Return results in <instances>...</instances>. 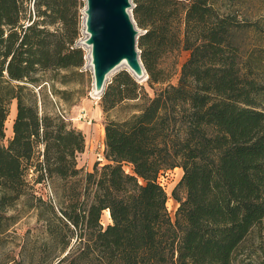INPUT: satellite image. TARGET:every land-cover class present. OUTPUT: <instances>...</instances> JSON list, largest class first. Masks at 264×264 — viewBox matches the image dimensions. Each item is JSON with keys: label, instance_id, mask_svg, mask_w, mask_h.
<instances>
[{"label": "trees", "instance_id": "1", "mask_svg": "<svg viewBox=\"0 0 264 264\" xmlns=\"http://www.w3.org/2000/svg\"><path fill=\"white\" fill-rule=\"evenodd\" d=\"M133 4L154 97L128 71L107 85L108 164L88 172L78 165L85 135L48 111L44 94L49 86L69 101L71 92L51 83L69 86L85 66L83 0H0V250L26 211L46 224L55 264H255L264 230V81L255 53L237 45L244 24L218 0ZM183 51L190 56L173 85ZM130 103L138 104L129 119L109 118ZM176 168L183 177L173 220L159 179ZM54 181L68 191L59 203L37 188Z\"/></svg>", "mask_w": 264, "mask_h": 264}, {"label": "rangeland", "instance_id": "2", "mask_svg": "<svg viewBox=\"0 0 264 264\" xmlns=\"http://www.w3.org/2000/svg\"><path fill=\"white\" fill-rule=\"evenodd\" d=\"M218 1L223 13H231L238 23L244 24L243 28H240L237 32V45H239L245 55L255 53V57L261 65V72L259 74L264 81V0ZM83 3L84 7L81 11V37L78 41V46L81 47L85 53V66L83 70L79 72L80 74L74 73V79L69 86H64L57 82L51 83L54 85L55 89L71 92L69 101L66 102L62 100L61 95L53 97L50 93L49 86L46 87L44 94L47 102V110H55V112L58 115L63 116L73 128L82 131L85 135L86 150L83 155L79 156L81 157V161L80 163L78 162V165L80 164V168L86 171V168H88L89 165L92 166L93 164L100 163V166H104L108 164V161L105 158V154H103V148H105L106 117L101 109V98L104 93L100 95V97L94 94L95 87L92 59L88 58V56H91V47L88 43L90 35L88 34L85 24L86 15L84 13L86 1L83 0ZM130 13L132 15V10ZM139 32L140 34L138 35L137 41L143 33L141 29H139ZM138 52L140 53L139 49ZM189 56V52L183 51L181 53L176 72L171 79V84H178L182 66L187 62ZM169 63L170 60H167L165 66H168ZM122 71H128V67L124 64L118 66L109 75L105 88L113 81L115 76ZM142 85L147 88L150 96L154 97V92L149 88L148 81L144 82ZM136 104L130 103L127 106L120 107L109 114V118L114 121L129 119L133 115L134 105ZM99 107L101 110H99ZM16 114L17 104L16 101H13L6 122V145L13 137V125ZM125 170L127 173H132L131 166H125ZM182 173L183 170L181 168H176L172 170V173H170L169 176H166L165 174L163 178L165 187L170 193V196L168 195L167 207L173 220H175V214L179 206L173 198V191L180 183L183 177ZM63 185L64 184L61 182L54 181L49 185H38L37 188L43 196H49L52 201L59 203L62 195L68 193ZM19 210L21 211V209ZM22 215L20 222L13 228L12 233L3 238V248L0 250V261L7 264L13 260L21 261V259H25L23 264L54 262L58 253V247L55 243L50 241L46 224L38 222L33 213L29 214L26 211H23ZM102 220L104 227L112 224L108 212H104ZM35 247L38 248V253H40L41 258H43L42 261L38 258V253H35V257H32V250ZM249 253H251V251H248L245 255L241 256L239 261L242 262ZM254 257L256 259L255 264H264V230L263 248L258 249L257 253L254 254ZM55 263H57V261H55L54 264ZM245 263H248V260L245 261Z\"/></svg>", "mask_w": 264, "mask_h": 264}, {"label": "water", "instance_id": "3", "mask_svg": "<svg viewBox=\"0 0 264 264\" xmlns=\"http://www.w3.org/2000/svg\"><path fill=\"white\" fill-rule=\"evenodd\" d=\"M133 7V0L86 1L85 24L98 97L104 93L108 75L124 61L139 84L149 80L138 52L140 32L130 13Z\"/></svg>", "mask_w": 264, "mask_h": 264}, {"label": "built area", "instance_id": "4", "mask_svg": "<svg viewBox=\"0 0 264 264\" xmlns=\"http://www.w3.org/2000/svg\"><path fill=\"white\" fill-rule=\"evenodd\" d=\"M170 173H172V171H168V172L165 173V174H166V176H169ZM165 174L161 175V177H160V179H159V183H160V185L165 189V191L167 192V194L170 196V193L168 192V190H167L166 187H165V182L163 181V178H164V175H165Z\"/></svg>", "mask_w": 264, "mask_h": 264}, {"label": "crops", "instance_id": "5", "mask_svg": "<svg viewBox=\"0 0 264 264\" xmlns=\"http://www.w3.org/2000/svg\"><path fill=\"white\" fill-rule=\"evenodd\" d=\"M99 110H101L100 107H99ZM104 147H105V145H104ZM104 152H105V148H103V154H104ZM81 155H83V154H81ZM80 161H81V157H79V159H78L79 163H80ZM94 166H95L94 164L92 166L89 165L88 168H86V171L92 172ZM79 167H81L80 164H79ZM182 175H183V173H182Z\"/></svg>", "mask_w": 264, "mask_h": 264}, {"label": "bare ground", "instance_id": "6", "mask_svg": "<svg viewBox=\"0 0 264 264\" xmlns=\"http://www.w3.org/2000/svg\"><path fill=\"white\" fill-rule=\"evenodd\" d=\"M85 1H87V0H85ZM88 58L91 59V56H88ZM90 61H91V60H90ZM123 64L127 66L126 61L122 62L120 65H123ZM120 65H119V66H120ZM115 69H116V68H115ZM115 69H114V70H115ZM114 70H113V71H114ZM113 71H112V72H113ZM112 72H111V73H112ZM111 73H110V74H111ZM110 74H109V75H110ZM109 75H108V77H109ZM108 77H107V79H108ZM94 94H95V95H99V93H94ZM6 132H7V131H6ZM108 214H109V213H108ZM109 217H110V214H109Z\"/></svg>", "mask_w": 264, "mask_h": 264}]
</instances>
